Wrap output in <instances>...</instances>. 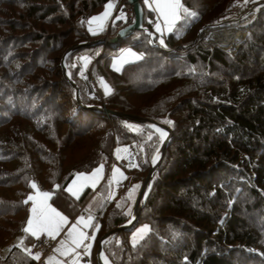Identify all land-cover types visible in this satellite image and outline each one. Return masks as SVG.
Segmentation results:
<instances>
[{
    "label": "trees",
    "instance_id": "1",
    "mask_svg": "<svg viewBox=\"0 0 264 264\" xmlns=\"http://www.w3.org/2000/svg\"><path fill=\"white\" fill-rule=\"evenodd\" d=\"M125 1L0 0V14L10 16L0 21L7 27L0 33V264H37L30 254L35 238L24 231L33 183L68 217L82 211L92 217L95 252L104 234L129 220L162 139L140 122L92 107L172 132L137 222L102 247L111 264H264V12L231 56L199 42V31L256 0H182L187 13L164 44L140 0L154 45L135 31L117 48L78 47L65 58L68 81L57 53L131 24L133 16L99 34L88 31L89 19L106 4L117 10ZM126 42L144 56L115 72L111 54ZM80 57L90 61L88 83L109 86L102 98L88 92ZM116 146H127L138 161L123 198L106 182L76 199L67 194L75 175L106 168ZM131 189L132 202L125 196ZM144 226L149 231L134 239Z\"/></svg>",
    "mask_w": 264,
    "mask_h": 264
},
{
    "label": "rangeland",
    "instance_id": "2",
    "mask_svg": "<svg viewBox=\"0 0 264 264\" xmlns=\"http://www.w3.org/2000/svg\"><path fill=\"white\" fill-rule=\"evenodd\" d=\"M257 2H255V3H253L254 2V0H251V1H249V3H253L251 6H247V5H249V4H244V5H238V7L237 8H235V9H233L232 11H231V13H230V16L229 17H227V18H225V19H223V21H221V23L222 22H227V23H229L230 22V24L231 23H233V24H235L236 25V23H238V26L240 25V27H237V31H239L238 29H240V31L239 32H241L243 35H242V37L240 38V41H243V39L245 38V34H244V30L242 31V28H241V26L243 25V26H246V25H244V23H249V16L246 18V15H250L248 12L251 10V11H253V9H256L255 7H259V6H264V0H256ZM112 5H113V7L111 8V9H107V11H108V16H107V18L106 19H104V20H96V21H92V18L93 17H99V16H101L103 13H105V11H106V5H108V4H106L105 6H104V8L102 9V11L99 13V14H96V15H94V16H92L90 19H89V21H92L91 23H89L88 22V31L91 33V34H93V35H96V34H99V33H101L103 30H107V28L110 26V23H111V21H112V23H114L115 21H117L118 19H122L123 21H126V20H128V17H129V13H123V7H120L119 8V10H120V12H119V14H118V16L116 17V19H114V17H115V13H116V11L117 10H115V3H113V2H110ZM122 4H125L126 5V7L130 10V12L133 14V10H132V5H130L128 2H127V0L125 1V2H122ZM143 4H144V6H145V8H146V10H149V11H151L152 13H153V20H150V23H152V31H153V33L154 34H156V36L158 37V40H157V42H159V43H161V41H163V37L165 36V35H168L170 32L167 30V27H166V25H165V22H164V20H163V18L161 17V15H160V13L156 10V5H155V3H154V0H143ZM247 11V12H246ZM134 16V15H133ZM245 17V18H244ZM134 18V17H133ZM10 19V16H8L7 15V13H3V14H0V21H2V20H5V21H8ZM114 19V20H113ZM245 19H247V21L245 22ZM133 21H134V19H133ZM179 21V20H178ZM177 21V22H178ZM148 22V21H147ZM176 22V23H177ZM241 22V23H240ZM175 23V24H176ZM175 24H174V26H173V29H174V27H175ZM249 24H251V23H249ZM157 25H159V31L157 30ZM213 25H215V24H213ZM253 25V24H252ZM145 28H146V26H144ZM2 28V26H0V29ZM60 28H62V27H60ZM7 29V27H4V28H2L1 30H0V33H2L3 31H7L6 30ZM172 29V30H173ZM147 30V29H146ZM148 31V30H147ZM204 31H205V29H204ZM203 32V31H202ZM202 32L200 33V35H199V42L200 41H204L203 39H202ZM95 33V34H94ZM204 33V32H203ZM116 35V34H115ZM114 35V36H115ZM248 35V34H247ZM113 36V37H114ZM247 37V36H246ZM109 38V37H108ZM107 37H105V39H108ZM111 38V37H110ZM246 39V38H245ZM205 42V41H204ZM238 41H235V44L237 43ZM80 44V43H79ZM161 44H164V41H163V43H161ZM235 44H234V46L233 47H235ZM76 45H78V44H76ZM214 45V44H213ZM243 45V44H242ZM241 45V46H242ZM74 46V45H73ZM109 46V45H108ZM110 46H113L114 48H117L119 45H114V44H112V45H110ZM212 46V45H211ZM218 46H220V45H218ZM72 47V46H71ZM70 47V48H71ZM214 47H216V44H215V46ZM221 47V46H220ZM232 47V48H233ZM70 48H68V49H65V50H63V51H60L59 53H57L58 54V56L60 57V62H59V64H60V67H61V69H62V72H63V74H64V76H65V73H66V75H68L69 77H70V75H69V73H68V71L67 72H65V60H64V68H62V60H63V56H64V54L70 49ZM212 48V47H211ZM131 50L132 52H134V53H136L137 54V56L139 57V59H141L143 56H144V52L142 51V50H136L135 48H133L132 47V44H131V42H126V43H124L123 45H122V47L117 51V53H113V54H111V56H112V61H111V65H110V69L111 70H113V71H115V72H120L121 70H122V68L126 65V64H128V63H132V62H134V61H138L139 59H137V58H135V57H131V56H128V55H126V52H127V50ZM213 49H215V48H213ZM220 49V48H219ZM236 49V48H235ZM226 51H228V50H226ZM230 52V51H229ZM236 54H234V56H235ZM56 56V55H55ZM67 57V56H66ZM65 57V58H66ZM79 61L81 62V77H82V79L84 80V82L86 83V85H87V89H88V92L91 94V95H94L95 97H98V98H102V96H101V90H102V92H103V94H106V92H107V89H109V86H107V88L105 87L104 88V85H103V88L101 87V85L100 84H98V83H96L95 84V86H94V88L91 86V84H89L88 83V81H87V72H86V70H88L90 67H89V64H90V61H89V58L88 57H80L79 58ZM52 65H55V63H52ZM74 91H75V88H74ZM155 132V131H154ZM159 135V134H158ZM160 137V136H159ZM165 137V135H163L162 136V138H164ZM161 138V137H160ZM114 152H117L118 153V148H117V146L115 147V149L113 150ZM120 151V150H119ZM117 162V161H116ZM109 166V165H108ZM101 167V166H100ZM99 168V167H98ZM106 169L107 168H105L104 166H102V170H103V178H104V175H106L105 174V172H106ZM96 170V169H95ZM95 170H93V171H91V172H89V173H83V174H85L86 176H87V174H92ZM127 173H125L126 174V179H125V183H124V185L123 186H116V188H114L113 186H112V184L110 183L109 185H108V183H105V185L106 186H108L109 187V190H112V195L113 196H121L122 198H123V196L122 195H124L125 193L122 191V189L124 190L125 188H126V184H127V176H128V170L126 171ZM80 174V173H79ZM76 177H77V175H75L74 177H73V179L69 182V184L67 185V189L68 188H72V191H68L67 189H66V192L67 193H69L70 195H72V196H74L75 198H78L82 193H83V191L86 189V188H91V189H97L99 186V182H96L95 184H93V183H91V181H89V182H84V181H81V183L82 182H84V183H82V184H80V190H78V192H75L76 194L75 195H73V192H74V190H73V187L75 186V184H76V182H80V181H77V179H76ZM102 178V179H103ZM124 178V177H123ZM74 181H75V183H74ZM144 182V181H143ZM40 193H43V192H40V191H38L36 188H35V192H34V194L32 195L33 197H36V196H38ZM110 194V193H109ZM112 195L110 194V196H111V198H112ZM126 197H128V199H130L131 200V202L134 200V196H135V193L134 192H132V189H131V191L128 193V195L126 194L125 195ZM30 201V203H32V205H33V201L32 200H29ZM30 218H33V216H31ZM30 234H31V232H30ZM32 235V234H31ZM56 242H57V239H56ZM51 251H53V249L51 250ZM50 251V252H51ZM50 252H48L47 254H49ZM47 254H45L44 256H46ZM43 256V257H44ZM95 256H96V254H95ZM106 257V256H105ZM96 258H97V256H96ZM107 258V257H106ZM98 260V259H97ZM37 261H38V264H40V262H41V259L39 258V259H37ZM102 261L104 262V264H107V262H106V260L104 259V258H102ZM110 262V261H109ZM111 263V262H110Z\"/></svg>",
    "mask_w": 264,
    "mask_h": 264
},
{
    "label": "snow or ice",
    "instance_id": "3",
    "mask_svg": "<svg viewBox=\"0 0 264 264\" xmlns=\"http://www.w3.org/2000/svg\"><path fill=\"white\" fill-rule=\"evenodd\" d=\"M156 5V10L160 13L163 18L167 30L169 32L172 31L174 24L181 19V12L187 13V9L183 7L182 0H154ZM113 5L109 3L106 5V11L99 17H93L92 21L96 20H104L108 16L107 9H111ZM92 21H89L91 23ZM157 30L159 31V25H157ZM95 34V33H94ZM163 43V41H161ZM126 55L135 57L139 59L136 53L132 52L130 49L127 50ZM165 123L171 124V121H165ZM157 131H160L157 129ZM165 135L161 132V136ZM102 171V166L97 168L90 176H86L83 173L77 174V181H84L95 184L101 177L100 173ZM118 171V170H117ZM75 183V181H74ZM32 188H36V184L33 183L31 185ZM68 191H72V188H68ZM76 193L73 192V195ZM51 193L43 192L38 196L33 197L29 196L28 199L33 201V207L31 212L33 213V218H29L27 221V227L24 228L25 232H31L33 236H36L38 232H46L48 236L55 239L63 229L64 225L67 224L68 218L64 216L61 212H59L56 208L52 207L47 203L48 199L51 197ZM27 203V201H25ZM83 220V218H80ZM91 218H89L90 220ZM85 227L91 226L90 223H85ZM149 231L148 226H144L139 229L138 232L134 235V239H142L144 233ZM68 237L71 239L72 243L78 248L81 246L84 240L89 237L84 232H80L77 229L76 225H73L71 231L67 233ZM63 247V243H62ZM39 259V255L35 257Z\"/></svg>",
    "mask_w": 264,
    "mask_h": 264
},
{
    "label": "water",
    "instance_id": "4",
    "mask_svg": "<svg viewBox=\"0 0 264 264\" xmlns=\"http://www.w3.org/2000/svg\"><path fill=\"white\" fill-rule=\"evenodd\" d=\"M127 2L130 5H132L134 21L131 24H129L128 26L119 29L117 31V34L110 39L103 38V39H99L97 41L84 42V43H80L78 45L72 46L63 56L62 68H64L65 57L68 56L71 52H73L76 48L81 47V46H93V45H99V44H103V45H112V44L115 45L116 44V45H119V41L127 39L135 31H144L147 35L150 36L149 42L151 45H153L152 40L154 38V35L152 33H150L149 31H147L146 28L143 26V11L141 9L140 0H127ZM261 12H264V7L258 8L255 12V16H258V14ZM248 13H251V10ZM226 23L227 22L219 23V24L215 25L214 28L218 29V27H220L221 25H224ZM215 29L211 28L208 30L211 32L212 30H215ZM202 39H205V41L207 43H210L206 37L202 36ZM65 72H67L66 68H65ZM65 78L68 81H70V77L68 75H66V73H65ZM75 98H76L78 104L80 106H82L80 101H79L78 90L76 88H75ZM92 108L97 110V111L104 112L107 115H118V116L124 117V118L129 119V120L140 122V123L148 126L149 128H151L157 134H159V136L162 139L160 150L156 154V156L153 158L152 165H151V167H150V169H149V171L145 177L144 182L142 183V185L139 189V192L137 194L136 201H135L133 209L131 211L129 220L125 224H123L122 226L117 227V228L111 230L110 232L104 234L99 240L98 250H97V259H98L97 262H98V264H104L101 260V256H102L106 259L108 264H111L109 262V260L105 257L103 250H102V246L104 245V243L107 240H109L111 237H113L117 232L128 230V229L132 228L133 225L137 222V217H138L140 210H141V207L143 205V199H144L145 193H146L147 188L150 184V181L152 179L153 174L155 173L157 167L159 166V164L161 162V159H162L163 154H164V150H165V148H166V146H167V144L171 138L172 132L167 125H163V124L154 122L152 120H148V119L141 118V117L123 115V114H120L117 112L106 110L105 108H98V107H92ZM156 127H158L160 131H157ZM161 132H164L165 138H162ZM124 148L127 149V147H125V146H124Z\"/></svg>",
    "mask_w": 264,
    "mask_h": 264
},
{
    "label": "crops",
    "instance_id": "5",
    "mask_svg": "<svg viewBox=\"0 0 264 264\" xmlns=\"http://www.w3.org/2000/svg\"><path fill=\"white\" fill-rule=\"evenodd\" d=\"M106 168H107L105 172L106 175H104V178H103V174H104L103 170L100 173L101 178L97 181L99 182L98 186H100L104 182L108 183V185L111 183L114 188H116L117 185L123 186L125 183V179H126V174H125L126 172L123 169V167L119 163L112 161L110 162L109 166H107ZM90 175L91 174H87V176H90ZM82 183L81 181L76 182L75 186L73 187L74 192H78V190H80L79 186ZM70 196L76 199L74 196L72 195ZM94 200L95 198L91 200V202L89 203V208L92 210L94 209L96 205L95 204L96 200L95 201ZM49 201H50V198L47 201L48 204H50ZM51 206L56 208L59 212H61L64 216H66L68 218V222L67 224L64 225L60 234L55 237V239H57V242L55 244L53 251H51L49 254H47L44 257L39 256V258L41 259L40 264H97V260L95 256L96 252L94 250L95 231L92 229L91 226L89 227L84 226L85 223H90V225L92 224V217L82 211V213H79L75 217L70 218L59 208L53 205ZM32 207L33 205L32 203H30L29 218L33 216V213L31 212ZM81 217L83 218V220L80 219ZM89 218L91 219L89 220ZM73 225H76L78 231L84 232L89 237L88 239L84 240L81 246L78 248L75 246V244L72 243L71 239L67 235V233L71 231V228ZM28 233L30 234V232ZM42 235L48 236L46 232H38L36 236H33V235L32 236L36 240ZM62 243H63V247H62Z\"/></svg>",
    "mask_w": 264,
    "mask_h": 264
},
{
    "label": "bare ground",
    "instance_id": "6",
    "mask_svg": "<svg viewBox=\"0 0 264 264\" xmlns=\"http://www.w3.org/2000/svg\"><path fill=\"white\" fill-rule=\"evenodd\" d=\"M252 15H253V13L250 14L249 17H252ZM247 17L248 16H246V18ZM246 21H247V19H245V22ZM247 24H248V22L244 23V25H247ZM237 27H240V25L238 26V23H236V25H235L233 23L230 24V22H229V23H226L224 25H221L220 27H218V29L212 30L211 32L209 30H205V32L202 34V36L206 37L209 40L210 44L220 45L221 47L220 46L219 47L222 48L223 50H225V51L228 50V51H226L227 53L229 51L232 52L233 49L239 47L241 42H242V41H240V38L242 37L243 34L241 32H239L240 29H238L239 31L236 30ZM242 31H243V29H242ZM243 32L245 34V31H243ZM235 41H238V42L235 44ZM234 44H235V47H233ZM156 128L159 129L158 127H156ZM121 153L125 154L126 159H128V157L130 156V154H128V152L125 149H121ZM123 160H125V159H123Z\"/></svg>",
    "mask_w": 264,
    "mask_h": 264
},
{
    "label": "clouds",
    "instance_id": "7",
    "mask_svg": "<svg viewBox=\"0 0 264 264\" xmlns=\"http://www.w3.org/2000/svg\"><path fill=\"white\" fill-rule=\"evenodd\" d=\"M123 6H126L125 4H121L120 6H119V8L120 7H123ZM261 7H264V6H257V7H255L256 9H253V11H251V13H249V14H252L253 13V15H252V17H250L248 20H249V23H251V24H247L246 26H241V28L245 31V36H247V34H248V32H249V28L251 27V25L256 21V19H257V17L258 16H255V12H256V10L258 9V8H261ZM119 8L117 9V11H116V13H115V17H114V19H116V17L118 16V14H119V12H120V10H119ZM259 15V14H258ZM133 16V14L130 12V16L128 17V20L129 19H131V17ZM246 16H249V15H246ZM134 17V16H133ZM119 20V19H118ZM128 20H126V21H128ZM217 25V24H216ZM144 26V25H143ZM215 27V25L214 26H204L203 28H202V30H200L199 31V35H200V33L203 31V32H205L204 31V29L205 30H208V29H215L214 28ZM121 29V28H120ZM147 29V28H146ZM119 30V29H118ZM117 30V31H118ZM203 32H202V34H203ZM151 33V32H150ZM116 34H117V32H116ZM153 34V33H152ZM154 35V34H153ZM154 37H155V35H154ZM108 38V37H107ZM112 38V37H111ZM246 38V37H245ZM245 38L243 39V41L241 42V44H240V46L239 47H237L236 49H233V51L232 52H226L225 50H223L222 48H220L218 45H216V47H214L215 46V44L213 45V44H210V43H207L204 39V41L208 44V45H212L211 47L212 48H220V50H222V51H224L225 53H227V54H229V55H231V56H234V54H236L237 52H238V50L240 49V47H241V45L245 42ZM108 39H110V38H108ZM149 39H150V36H149ZM153 40H154V38H153ZM153 40H152V43H153ZM150 43V42H149ZM151 45V44H150ZM153 45H154V43H153ZM119 46H120V41H119ZM101 93V92H100ZM101 96H102V94H101ZM125 147H127V146H125ZM117 148H118V153L117 152H112V154H111V158H110V161H109V163H108V165L110 164V162H112V161H117V163H119V161H118V159L115 157V155L117 154H122L121 153V149H125L128 153H131L132 155H134L130 150H129V148L127 147V149L126 148H124V146H117ZM120 150V151H119ZM123 155H125V154H123ZM135 156V155H134ZM136 158V157H135ZM136 160H137V158H136ZM120 164V163H119ZM121 165V164H120ZM122 166V165H121ZM123 167V166H122ZM137 167H138V161H137ZM123 169L125 170V172L128 170L129 171V169H126L125 167H123ZM134 169H136V168H134ZM131 170H133V169H131ZM127 173V172H126ZM41 237V236H40ZM39 237V238H40ZM39 238H37L36 240H35V242L39 239ZM53 239V238H52ZM55 240V242H56V239H54ZM34 242V243H35ZM33 243V244H34ZM99 243V242H98ZM56 244V243H55ZM54 247H55V245H54ZM54 247H53V249H54ZM103 247V246H102ZM97 250H98V248H97ZM97 250H96V256H97ZM102 250H103V248H102ZM40 257H43L44 255H40V254H38ZM105 255V254H104ZM34 257H36L37 256V254H35V255H33ZM101 258H102V256H101ZM104 258V257H103ZM105 259V258H104ZM108 259V258H107ZM96 260H97V258H96ZM106 260V259H105ZM109 260V259H108ZM107 262V261H106ZM37 264H38V261H37ZM97 264H98V262H97ZM108 264V263H107Z\"/></svg>",
    "mask_w": 264,
    "mask_h": 264
},
{
    "label": "built area",
    "instance_id": "8",
    "mask_svg": "<svg viewBox=\"0 0 264 264\" xmlns=\"http://www.w3.org/2000/svg\"><path fill=\"white\" fill-rule=\"evenodd\" d=\"M123 13H129L130 16V10L126 7L123 6ZM128 159L125 158V155L123 154H116L115 157L118 159L119 163L125 167L126 169H134L137 168V160L134 155L131 153ZM125 159V160H123ZM55 240L50 238L47 235H42L31 247L30 254L35 255V254H40V255H45L48 252H50L54 245H55Z\"/></svg>",
    "mask_w": 264,
    "mask_h": 264
}]
</instances>
